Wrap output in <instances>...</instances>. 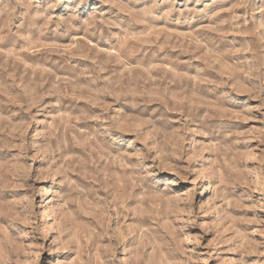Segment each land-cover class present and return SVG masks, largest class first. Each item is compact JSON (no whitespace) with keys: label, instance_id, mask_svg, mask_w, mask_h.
I'll list each match as a JSON object with an SVG mask.
<instances>
[{"label":"clouds","instance_id":"1","mask_svg":"<svg viewBox=\"0 0 264 264\" xmlns=\"http://www.w3.org/2000/svg\"><path fill=\"white\" fill-rule=\"evenodd\" d=\"M0 264H264V0H0Z\"/></svg>","mask_w":264,"mask_h":264}]
</instances>
